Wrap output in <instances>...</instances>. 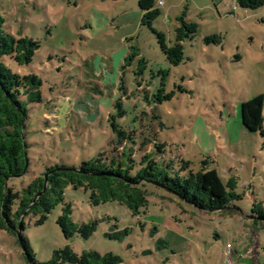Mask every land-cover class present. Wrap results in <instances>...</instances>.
Masks as SVG:
<instances>
[{
	"label": "rangeland",
	"instance_id": "1",
	"mask_svg": "<svg viewBox=\"0 0 264 264\" xmlns=\"http://www.w3.org/2000/svg\"><path fill=\"white\" fill-rule=\"evenodd\" d=\"M158 1L160 15L152 28L168 45L174 44L176 19L183 13L198 25L195 38L182 44L178 66L168 63L155 34L141 25L138 0H0L4 30L40 45L29 65L9 57L1 61L13 73L38 76L43 96V103L27 107L28 170L9 185L21 191L46 167H79L110 149L115 139L110 116L120 101L126 114L117 123L125 130H145L129 145L133 173L145 154L159 159L151 142L164 143L165 159L179 157L193 172L207 160L223 183L237 175L235 192L244 197L232 206L240 212L201 211L145 185L147 208L134 217L115 202L91 206L89 192L68 187L64 203L43 224L31 214L23 217L22 235L37 264L65 247L78 255L113 254L119 264H264V231H254L253 247L245 217L253 198L264 203V136L249 133L240 121V105L264 97V6L245 10L234 0ZM212 35L219 36V45L205 44ZM132 47L138 55L125 62ZM140 59L145 68L136 76ZM162 83L173 97L155 104ZM145 137L151 142L141 146ZM64 205H70L74 224L96 222L92 236L65 239L57 222ZM16 240L0 230V264H29ZM226 244L231 256L224 255Z\"/></svg>",
	"mask_w": 264,
	"mask_h": 264
},
{
	"label": "trees",
	"instance_id": "2",
	"mask_svg": "<svg viewBox=\"0 0 264 264\" xmlns=\"http://www.w3.org/2000/svg\"><path fill=\"white\" fill-rule=\"evenodd\" d=\"M234 2L245 10H255L264 6V0H234ZM157 4L155 0H138V7L143 14L141 25L155 34L168 63L171 66H178L184 60L182 44L186 40L195 38L198 25L187 22L183 13L176 19L179 25L175 29L174 44L168 45L164 34L152 28L153 21L160 15ZM219 42L217 35L205 39L206 45H219ZM39 47L38 42L7 33L0 15V230L15 235L14 229L20 223L23 231V217L29 214L37 217V225L43 224L51 211L64 203V192L68 187L89 192L91 206L115 202L124 206L134 217L147 208L145 185L167 189L166 192L201 211L237 213L234 209L228 208L244 197L235 192L239 182L237 175L230 176L228 181L223 183L215 170L208 169L207 160L202 161L198 172H193L190 163L179 157L176 161L165 159L166 144L164 143L151 142L145 137L140 145L154 143V148L160 154L159 159H154L151 153L145 154L140 161L139 169L133 173L135 162L133 149L129 145L135 146L138 136L144 135L145 130L144 132L140 130L139 133L137 130H125L117 123V120L126 114L120 101L114 105L116 114L110 116V129L115 138L114 142L109 143L110 149L99 153L96 158L88 162L81 163L79 167L64 165L46 167L27 187L15 191L9 185L10 180L23 177L29 167L24 141L28 119L27 107L43 103L42 81L34 74L19 75L11 72L1 59L9 57L17 65H29ZM137 55V49L132 47L125 62H130ZM139 64L136 76H141L145 68L143 59L139 60ZM160 73L163 77L167 75L166 71ZM163 86L162 83L157 94L153 95L155 104H161L173 97L172 92L165 93ZM263 109L264 97L261 95L240 105V121L246 131L264 136ZM45 175H47L46 179H44ZM44 184L46 188L43 191ZM252 203L250 215L254 219L249 221L253 229L251 233L255 247L258 236L254 235V231L257 229L264 231V203L256 197L253 198ZM224 207L226 209L219 210ZM70 215V205H64L62 215L57 222L65 239L71 238L74 234H78L82 239L92 236L96 222L76 225L71 221ZM108 238L115 237L109 234ZM16 241L27 262L37 264L22 233L20 242ZM66 263L119 264L120 259L113 254L100 255L95 251L78 255L69 247H65L54 251L51 260L44 264Z\"/></svg>",
	"mask_w": 264,
	"mask_h": 264
},
{
	"label": "water",
	"instance_id": "3",
	"mask_svg": "<svg viewBox=\"0 0 264 264\" xmlns=\"http://www.w3.org/2000/svg\"><path fill=\"white\" fill-rule=\"evenodd\" d=\"M46 177H47V175H45L44 176V179H46ZM45 188H46V184H44V187H43V191L45 190ZM165 191H167V189H164ZM39 195V194H38ZM229 209H234L235 211H237V212H240V210L238 209V208H236V207H234V206H229L228 207ZM224 209H226V207H224V208H221V209H219V210H224ZM218 210V211H219ZM248 220H252V219H254V217H252L250 214L249 215H247V216H245ZM14 232H15V235H16V238H17V240H18V242H20V240H21V233H22V227H21V224L19 223L18 224V226L16 227V229H14Z\"/></svg>",
	"mask_w": 264,
	"mask_h": 264
},
{
	"label": "built area",
	"instance_id": "4",
	"mask_svg": "<svg viewBox=\"0 0 264 264\" xmlns=\"http://www.w3.org/2000/svg\"><path fill=\"white\" fill-rule=\"evenodd\" d=\"M160 4H161V3L158 2V5H160ZM224 255H226V256H231V255H232V247H231L230 244H227V245L225 246V249H224ZM227 260H228V259H227ZM227 263H228V264H231V260H228Z\"/></svg>",
	"mask_w": 264,
	"mask_h": 264
},
{
	"label": "crops",
	"instance_id": "5",
	"mask_svg": "<svg viewBox=\"0 0 264 264\" xmlns=\"http://www.w3.org/2000/svg\"><path fill=\"white\" fill-rule=\"evenodd\" d=\"M158 2H159V1H158ZM256 199L260 200L259 197H256ZM255 260H256V259H255ZM255 260L249 257L248 262H249V261H254V262H255ZM255 263H256V262H255Z\"/></svg>",
	"mask_w": 264,
	"mask_h": 264
}]
</instances>
